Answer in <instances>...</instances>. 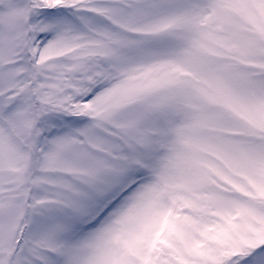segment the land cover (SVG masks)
Here are the masks:
<instances>
[{
	"label": "snow or ice",
	"instance_id": "obj_1",
	"mask_svg": "<svg viewBox=\"0 0 264 264\" xmlns=\"http://www.w3.org/2000/svg\"><path fill=\"white\" fill-rule=\"evenodd\" d=\"M0 264H264V0H0Z\"/></svg>",
	"mask_w": 264,
	"mask_h": 264
}]
</instances>
